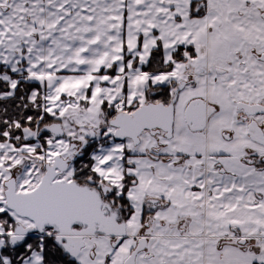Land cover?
Listing matches in <instances>:
<instances>
[{
    "label": "snow or ice",
    "instance_id": "6c2138e0",
    "mask_svg": "<svg viewBox=\"0 0 264 264\" xmlns=\"http://www.w3.org/2000/svg\"><path fill=\"white\" fill-rule=\"evenodd\" d=\"M0 264H264V0H0Z\"/></svg>",
    "mask_w": 264,
    "mask_h": 264
}]
</instances>
